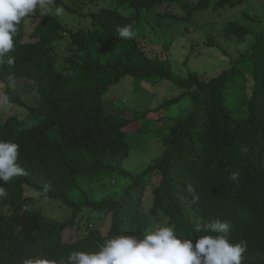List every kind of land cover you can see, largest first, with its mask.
<instances>
[{"label": "trees", "instance_id": "1", "mask_svg": "<svg viewBox=\"0 0 264 264\" xmlns=\"http://www.w3.org/2000/svg\"><path fill=\"white\" fill-rule=\"evenodd\" d=\"M186 1L125 0L124 14L123 6L82 11L77 3L47 0L44 9L22 19L8 54L15 64L0 65V139L19 144L18 163L24 169L7 184L0 182L6 193L0 197V264H23L38 256L65 264L70 251H96L121 233L146 234L145 194L154 177L151 210L162 212L178 235H203L205 225L227 220L231 242H247L243 264H264V28L251 52L217 76L177 77L163 56L165 44L154 54L145 50L144 18L162 5ZM211 1L201 0L189 17L175 19L188 21ZM244 1L216 5L236 8ZM56 6L89 20L94 31L70 27L50 11ZM127 25L134 32L131 39L118 35L117 29ZM244 26L231 22L224 32L244 41L251 34ZM208 46L222 49L212 36ZM129 77L141 91L168 80L183 93L132 118L110 114L105 97ZM26 82L37 95L36 105L23 97ZM188 95L197 110L169 129L161 156L137 175L124 169L132 152L126 129L139 120L156 121L159 112ZM8 105L28 112L30 124L26 117L1 112ZM234 172L239 173L235 180ZM131 177L132 184L117 198L92 196L93 182ZM48 201L62 204L70 216L47 217L38 205ZM94 215L109 221L105 232L104 226L90 225ZM71 229L77 232L72 239L66 236Z\"/></svg>", "mask_w": 264, "mask_h": 264}, {"label": "rangeland", "instance_id": "2", "mask_svg": "<svg viewBox=\"0 0 264 264\" xmlns=\"http://www.w3.org/2000/svg\"><path fill=\"white\" fill-rule=\"evenodd\" d=\"M69 5L78 4L82 11L96 10L100 7H113L121 9L123 6L124 14H127V3L123 0H96V2L81 5L77 0H64ZM201 0H187L184 4L168 6L162 5L157 8L155 13L144 18L146 33L143 36V46L149 53L154 54L161 50L164 45L163 56L168 59L174 69L177 77H187L189 72H198L203 78L210 79L217 76L222 71L231 67L234 61L241 56L248 55L255 42V36L264 28V0H245L239 7L220 9L216 5L218 0H212L209 7L203 8V11L195 12L188 21L178 20L177 18H187L190 16L191 9ZM56 16L62 19L70 27L82 28L85 31H94V27L87 19H81L70 15L63 8L56 6L50 8ZM131 12V9H129ZM174 17V19H169ZM231 22H240L244 27L249 28L251 34L246 36L244 41L237 40L235 37L225 34L224 29ZM216 39L221 48L208 46L210 37ZM150 41V42H149ZM148 43V45H145ZM154 43V44H153ZM171 46H167L170 45ZM167 46V50L165 49ZM187 59L189 61H187ZM187 63V64H186ZM128 83L117 90L109 93L105 97V105L110 114L116 116H127L132 118L134 113L154 109L164 101L179 97L183 91L172 81H162L154 88L140 90V86L129 77ZM134 87L138 91L134 92ZM24 99L30 106L36 105L37 95L30 82L22 84ZM197 110V105L193 97L188 95L184 97L179 104L168 106L157 114L158 118L148 120H139L133 123L127 129L126 139L130 143L132 152L126 160L123 167L137 175L144 168L153 164L163 153L167 144L166 135L169 129L175 125L180 118L187 117L190 113ZM1 112L7 115H19L26 117L28 125L30 117L28 112L19 105H8L7 109ZM133 182L131 178H111L102 183L93 182L91 184L92 196L96 200L104 198H117L125 188H128ZM146 187L144 211V223L147 232L162 224H167L168 219L160 211L152 212V191L158 182L154 177L148 181ZM45 212L47 217L57 220L66 219L67 209L57 202H44L38 205ZM6 211V209H2ZM87 211L84 212L86 214ZM86 217H84L83 227L86 228ZM92 227H103L105 232L108 228V222H105L102 215L92 216L89 219ZM77 232L74 229L68 230L66 236L75 238Z\"/></svg>", "mask_w": 264, "mask_h": 264}, {"label": "clouds", "instance_id": "3", "mask_svg": "<svg viewBox=\"0 0 264 264\" xmlns=\"http://www.w3.org/2000/svg\"><path fill=\"white\" fill-rule=\"evenodd\" d=\"M47 0H0V65L11 67L18 25L25 17L46 7ZM119 37L131 39V25L117 29ZM19 144L0 139V182L6 183L24 174L18 163ZM239 173H232L235 180ZM6 195L0 186V197ZM230 223L214 220L204 226L206 234L181 237L168 224L155 227L142 236L121 233L99 245L96 251H70L65 264H243L247 242H231ZM200 230V229H198ZM195 243H193V238ZM23 264H57L44 257L26 258Z\"/></svg>", "mask_w": 264, "mask_h": 264}]
</instances>
